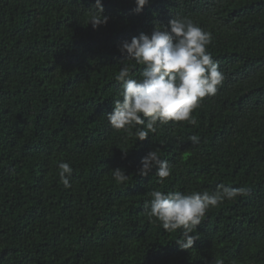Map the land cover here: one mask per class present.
<instances>
[{
  "label": "trees",
  "instance_id": "obj_1",
  "mask_svg": "<svg viewBox=\"0 0 264 264\" xmlns=\"http://www.w3.org/2000/svg\"><path fill=\"white\" fill-rule=\"evenodd\" d=\"M94 4L0 0V264H264V0H149L139 14L135 0H102L109 20L96 30ZM173 18L211 33L224 79L196 125L170 121L137 141L106 117L127 60L118 49ZM127 63L139 78L145 66ZM155 149L172 165L163 183L155 169L138 175ZM218 184L248 195L211 207L191 249L148 215L153 190Z\"/></svg>",
  "mask_w": 264,
  "mask_h": 264
},
{
  "label": "clouds",
  "instance_id": "obj_2",
  "mask_svg": "<svg viewBox=\"0 0 264 264\" xmlns=\"http://www.w3.org/2000/svg\"><path fill=\"white\" fill-rule=\"evenodd\" d=\"M135 4L134 11L139 14L149 0H135ZM103 13L102 0H95L88 22L94 30L107 25L109 18ZM211 41V33L192 20L173 18L167 26H154L151 34L141 33L130 42H122L118 50L127 60L115 77L120 85V98L114 99L112 111L106 113L110 126L130 134L135 129L137 141H145L150 133L157 131L158 125L170 121L196 125L194 110L206 96L216 94L224 79L219 64L207 50ZM128 61L145 66L139 78L131 71ZM189 139L193 144L199 143L195 135ZM122 152L126 156L128 151ZM140 163V176H148L155 169V176L163 183L171 175L172 165L160 158L159 149L149 151ZM58 169L60 182L66 189L71 188L73 168L69 163L61 162ZM110 173L117 184H123L129 178L119 168ZM148 195L151 197L147 205L149 217L158 220L165 231L182 230L181 239L176 243L181 249L188 250L198 239L194 233L206 212L224 200L247 196L248 189L218 184L211 192L185 194L153 190Z\"/></svg>",
  "mask_w": 264,
  "mask_h": 264
}]
</instances>
